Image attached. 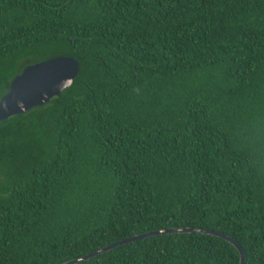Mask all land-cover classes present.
I'll return each instance as SVG.
<instances>
[{"label":"trees","instance_id":"trees-1","mask_svg":"<svg viewBox=\"0 0 264 264\" xmlns=\"http://www.w3.org/2000/svg\"><path fill=\"white\" fill-rule=\"evenodd\" d=\"M71 85L0 121V264L218 232L264 264V0H0V99L25 64ZM177 233L78 264H238Z\"/></svg>","mask_w":264,"mask_h":264},{"label":"water","instance_id":"water-1","mask_svg":"<svg viewBox=\"0 0 264 264\" xmlns=\"http://www.w3.org/2000/svg\"><path fill=\"white\" fill-rule=\"evenodd\" d=\"M76 74L77 63L68 57H58L23 65L10 81L7 93L0 99V121L47 103L49 99L67 89ZM177 233H199L224 240L236 250L239 258L238 264H244L242 250L232 239L218 232L189 228L162 229L135 235L63 264H78L128 243L153 236Z\"/></svg>","mask_w":264,"mask_h":264}]
</instances>
